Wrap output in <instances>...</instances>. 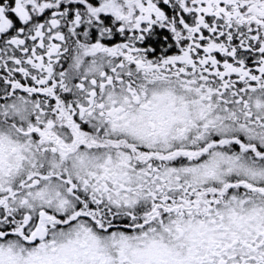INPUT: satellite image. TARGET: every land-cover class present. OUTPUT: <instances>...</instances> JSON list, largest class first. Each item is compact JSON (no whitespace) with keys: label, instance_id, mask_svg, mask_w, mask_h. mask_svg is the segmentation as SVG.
<instances>
[{"label":"snow or ice","instance_id":"obj_1","mask_svg":"<svg viewBox=\"0 0 264 264\" xmlns=\"http://www.w3.org/2000/svg\"><path fill=\"white\" fill-rule=\"evenodd\" d=\"M0 264H264V0H0Z\"/></svg>","mask_w":264,"mask_h":264}]
</instances>
